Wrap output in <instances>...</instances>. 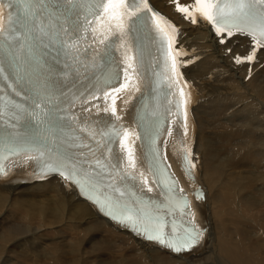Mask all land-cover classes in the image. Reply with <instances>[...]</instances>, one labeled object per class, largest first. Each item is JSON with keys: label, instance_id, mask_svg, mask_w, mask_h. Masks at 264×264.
Returning <instances> with one entry per match:
<instances>
[{"label": "snow or ice", "instance_id": "obj_1", "mask_svg": "<svg viewBox=\"0 0 264 264\" xmlns=\"http://www.w3.org/2000/svg\"><path fill=\"white\" fill-rule=\"evenodd\" d=\"M7 9L6 13L5 0H0V53H7L10 68L6 73L5 59L0 57V78L7 81V87L16 96H23L31 103L21 104L7 94L0 95V122L6 119L10 126L15 127L17 122L28 118L47 125L45 132L52 127L48 105L54 95V70L44 60V54L49 50L64 55L66 68L75 66L78 70L81 66L88 67L83 60L89 58L88 51L93 45L97 48L103 46L105 63L115 55L112 50L118 45L120 63L104 76L105 87L114 81L116 86L103 92L104 111L110 110L117 121L120 117L117 115L116 94L139 91L141 79L147 74L145 49L142 42H138L139 33L147 32L158 41L163 57V79L157 80V86L164 81L170 88L177 85L180 74L176 57L181 53L173 51L175 26L153 11L148 0H7ZM176 10L191 19L192 23L197 22V17L208 21L217 35L226 33L221 43L239 32L250 36L256 48L264 47V0H194L190 6L177 3ZM130 39L132 42H129ZM254 57L253 51L246 59L250 62ZM236 59L238 63L244 62L239 56ZM156 75L160 77L161 74L158 71ZM184 87L179 88L176 115L183 110L186 133L187 98ZM109 97L110 107L107 103ZM87 99L99 100L100 97L89 96ZM81 131L88 130L82 128ZM171 132L169 128L168 134L171 135ZM88 134L97 148L104 149L99 156L95 154L96 148L83 141L77 147L88 148V153L76 155L54 151L43 142L9 138L0 147V161L20 153L27 154L28 159L41 161L47 171L58 172L65 180L78 185L113 220L176 252L190 249L201 240L203 232L191 218L179 226L173 219L171 233L164 231L166 225L161 213L179 211L191 217V206L182 195L183 189L177 187L178 181L169 172L166 155L158 146L161 134L158 121L145 128L143 138L147 142L148 171L152 174V184L159 187L165 197L163 203L137 196L132 190L134 185L130 187L128 184V181L136 180L133 144L141 138L139 133L122 125H112L107 131L97 133L93 129ZM117 142L119 154L113 152ZM191 156V149L188 148L184 160L189 171L195 168ZM0 174H4L2 162ZM139 175L142 185L151 192L153 188L149 186L148 178L143 172ZM116 178H119V183Z\"/></svg>", "mask_w": 264, "mask_h": 264}, {"label": "bare ground", "instance_id": "obj_2", "mask_svg": "<svg viewBox=\"0 0 264 264\" xmlns=\"http://www.w3.org/2000/svg\"><path fill=\"white\" fill-rule=\"evenodd\" d=\"M152 2L180 24L182 69L200 95L193 159L207 243L188 257L151 246L52 177L0 184V264H264V50L245 37L221 43L205 21L176 10L193 0Z\"/></svg>", "mask_w": 264, "mask_h": 264}, {"label": "rangeland", "instance_id": "obj_3", "mask_svg": "<svg viewBox=\"0 0 264 264\" xmlns=\"http://www.w3.org/2000/svg\"><path fill=\"white\" fill-rule=\"evenodd\" d=\"M252 171H253V168H252ZM249 174H251V173H249ZM249 174H247V175H249ZM250 176V175H249Z\"/></svg>", "mask_w": 264, "mask_h": 264}]
</instances>
